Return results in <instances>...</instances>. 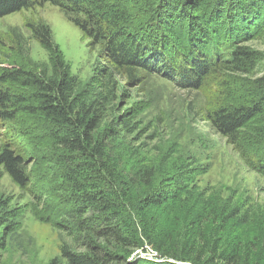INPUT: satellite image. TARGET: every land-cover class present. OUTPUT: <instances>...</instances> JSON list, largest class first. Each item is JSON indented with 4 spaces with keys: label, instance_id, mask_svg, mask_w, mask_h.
Listing matches in <instances>:
<instances>
[{
    "label": "trees",
    "instance_id": "1",
    "mask_svg": "<svg viewBox=\"0 0 264 264\" xmlns=\"http://www.w3.org/2000/svg\"><path fill=\"white\" fill-rule=\"evenodd\" d=\"M45 2L72 14L101 58L82 82L43 21L26 26L47 61L30 57L16 29L0 39V127L40 134L45 162L64 190L65 208L46 218L67 236L50 264H250L240 244L219 255L203 225L181 246L173 236L159 241L151 210L177 198L193 169L157 178L134 143L139 126L121 102V81L140 82V72L156 57L178 77L196 79L193 87L211 77L218 90L207 119L264 170V51L244 43L259 39L264 45V0H0V16ZM4 173L21 188L30 183L27 163L0 143ZM19 216L0 193V249L19 234ZM148 247L153 258L129 261Z\"/></svg>",
    "mask_w": 264,
    "mask_h": 264
},
{
    "label": "rangeland",
    "instance_id": "2",
    "mask_svg": "<svg viewBox=\"0 0 264 264\" xmlns=\"http://www.w3.org/2000/svg\"><path fill=\"white\" fill-rule=\"evenodd\" d=\"M72 16L49 2L35 3L0 16V39L16 29L26 38L30 57L47 61L46 50L30 37L26 26L28 20L43 21L71 72L84 82L101 59L100 47L90 45ZM244 43L264 51L259 39ZM206 54L212 57L210 51ZM148 62L150 68L140 72V82L121 81V102L139 126L134 143L142 157L150 160L158 179L187 165L193 169L177 198L151 210L157 238L162 242L173 236L181 246L194 228L203 225L211 247L222 257L240 244L244 260L264 264V170L257 161L245 160L207 119L217 86L207 77L200 87H193L196 79L178 77L166 61L164 66L157 57ZM19 124L28 128L25 118ZM0 143L9 144L24 159L31 178L21 188L7 174L0 176V193L20 213L19 234L0 249V264H50L67 241L65 232L46 220L55 219L54 212L65 208L64 190L56 186L60 177L45 162L40 134L28 137L11 125L0 127ZM148 252L154 251L148 247Z\"/></svg>",
    "mask_w": 264,
    "mask_h": 264
},
{
    "label": "water",
    "instance_id": "3",
    "mask_svg": "<svg viewBox=\"0 0 264 264\" xmlns=\"http://www.w3.org/2000/svg\"><path fill=\"white\" fill-rule=\"evenodd\" d=\"M146 256L153 258V256L151 257V255H149L148 253H134V255L129 259V261H134L138 257H146Z\"/></svg>",
    "mask_w": 264,
    "mask_h": 264
},
{
    "label": "built area",
    "instance_id": "4",
    "mask_svg": "<svg viewBox=\"0 0 264 264\" xmlns=\"http://www.w3.org/2000/svg\"><path fill=\"white\" fill-rule=\"evenodd\" d=\"M148 254L151 255V257L156 255L155 252H152V254H150V253L148 252Z\"/></svg>",
    "mask_w": 264,
    "mask_h": 264
}]
</instances>
